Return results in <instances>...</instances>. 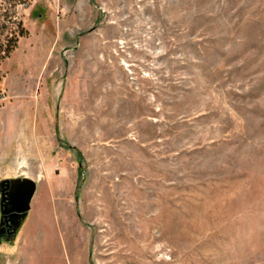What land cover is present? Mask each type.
I'll list each match as a JSON object with an SVG mask.
<instances>
[{
    "label": "rangeland",
    "instance_id": "rangeland-1",
    "mask_svg": "<svg viewBox=\"0 0 264 264\" xmlns=\"http://www.w3.org/2000/svg\"><path fill=\"white\" fill-rule=\"evenodd\" d=\"M18 176L0 264H264V0H0Z\"/></svg>",
    "mask_w": 264,
    "mask_h": 264
},
{
    "label": "water",
    "instance_id": "water-1",
    "mask_svg": "<svg viewBox=\"0 0 264 264\" xmlns=\"http://www.w3.org/2000/svg\"><path fill=\"white\" fill-rule=\"evenodd\" d=\"M36 189V180L28 176L7 178L1 182V213L10 214L14 232L27 216ZM6 194L8 196L7 203H5Z\"/></svg>",
    "mask_w": 264,
    "mask_h": 264
},
{
    "label": "flooded vegetation",
    "instance_id": "flooded-vegetation-1",
    "mask_svg": "<svg viewBox=\"0 0 264 264\" xmlns=\"http://www.w3.org/2000/svg\"><path fill=\"white\" fill-rule=\"evenodd\" d=\"M6 194V200L5 203L8 202ZM6 208V206H4ZM14 232V225L12 224V221L10 220V214H2L1 215V224H0V233L2 235H9Z\"/></svg>",
    "mask_w": 264,
    "mask_h": 264
},
{
    "label": "trees",
    "instance_id": "trees-1",
    "mask_svg": "<svg viewBox=\"0 0 264 264\" xmlns=\"http://www.w3.org/2000/svg\"><path fill=\"white\" fill-rule=\"evenodd\" d=\"M24 32V30H22ZM14 45L9 44L6 48L5 56H9L11 51L13 50Z\"/></svg>",
    "mask_w": 264,
    "mask_h": 264
}]
</instances>
